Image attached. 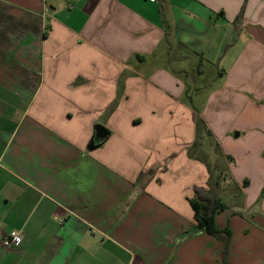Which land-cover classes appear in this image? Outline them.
<instances>
[{
  "label": "crops",
  "instance_id": "obj_1",
  "mask_svg": "<svg viewBox=\"0 0 264 264\" xmlns=\"http://www.w3.org/2000/svg\"><path fill=\"white\" fill-rule=\"evenodd\" d=\"M262 185L264 0H0V264H264Z\"/></svg>",
  "mask_w": 264,
  "mask_h": 264
},
{
  "label": "trees",
  "instance_id": "obj_2",
  "mask_svg": "<svg viewBox=\"0 0 264 264\" xmlns=\"http://www.w3.org/2000/svg\"><path fill=\"white\" fill-rule=\"evenodd\" d=\"M196 119V127L200 130L198 120ZM201 120V119H200ZM197 142L194 143V145ZM219 177V176H218ZM195 198L189 202L194 211V219L199 229L212 235H218L221 231L215 224L214 216L217 212L224 209L225 205L218 198L214 197L209 190L203 187H194ZM226 234L225 244L228 242L229 233Z\"/></svg>",
  "mask_w": 264,
  "mask_h": 264
},
{
  "label": "rangeland",
  "instance_id": "obj_3",
  "mask_svg": "<svg viewBox=\"0 0 264 264\" xmlns=\"http://www.w3.org/2000/svg\"><path fill=\"white\" fill-rule=\"evenodd\" d=\"M198 118H200V117H198ZM198 123H199V126H200V130L197 128V137H196V139H197V142L199 141V143H200V145H201V147L203 146V150H202V152L205 154L204 155V157H206V158H209L210 159V161L212 160L213 161V165L214 166H219L220 168H222V163H219V160H220V158H219V160H216L215 161V150H213V145H211L210 143V141L208 140V135H207V133H206V131H205V127L202 125V123H204L203 122V120H198ZM207 135V136H206ZM218 153H219V151H217L216 152V155L218 156ZM221 161V160H220ZM243 172V174L245 175V176H249V178H250V180H252V178L253 177H251V175H250V173L248 172V171H246L245 169L242 171ZM216 174H218V175H222V172H219L218 173V171L215 173V176H216ZM249 174V175H248ZM232 175V174H231ZM254 178H257L256 177V175L254 176ZM243 180V179H242ZM241 184H243V183H241ZM243 186V185H242ZM248 192H250V190H248ZM261 194H260V196L261 195H264V185H262L261 186ZM222 200L223 201H225L226 202V204H231L232 202H233V199L231 198V196L228 194V189H226L224 192H223V198H222Z\"/></svg>",
  "mask_w": 264,
  "mask_h": 264
},
{
  "label": "built area",
  "instance_id": "obj_4",
  "mask_svg": "<svg viewBox=\"0 0 264 264\" xmlns=\"http://www.w3.org/2000/svg\"><path fill=\"white\" fill-rule=\"evenodd\" d=\"M154 1V0H152ZM20 241V234L18 231L11 230L1 239V245L6 249H11L15 247Z\"/></svg>",
  "mask_w": 264,
  "mask_h": 264
},
{
  "label": "water",
  "instance_id": "obj_5",
  "mask_svg": "<svg viewBox=\"0 0 264 264\" xmlns=\"http://www.w3.org/2000/svg\"><path fill=\"white\" fill-rule=\"evenodd\" d=\"M98 128H101V127L96 126V127H95V130H98Z\"/></svg>",
  "mask_w": 264,
  "mask_h": 264
}]
</instances>
